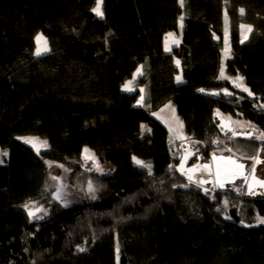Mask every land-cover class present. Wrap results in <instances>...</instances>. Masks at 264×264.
I'll return each instance as SVG.
<instances>
[{
	"label": "trees",
	"instance_id": "trees-1",
	"mask_svg": "<svg viewBox=\"0 0 264 264\" xmlns=\"http://www.w3.org/2000/svg\"><path fill=\"white\" fill-rule=\"evenodd\" d=\"M95 6L0 0V264H264V223H256L264 198L191 187L175 169L168 128L153 116L171 103L187 139L208 156L221 136L218 112L264 132V0H103V18ZM242 23L253 26L243 43ZM171 31L180 39L168 52ZM39 32L50 51L37 56ZM141 66L144 106L140 90H123ZM222 68L254 95L220 78ZM27 135L49 148L37 152L19 139ZM231 141L243 161L264 143ZM86 148L109 173L87 172ZM49 162L64 164L81 190L91 181L95 198L54 199ZM36 202L48 205L42 219L24 207Z\"/></svg>",
	"mask_w": 264,
	"mask_h": 264
},
{
	"label": "rangeland",
	"instance_id": "rangeland-1",
	"mask_svg": "<svg viewBox=\"0 0 264 264\" xmlns=\"http://www.w3.org/2000/svg\"><path fill=\"white\" fill-rule=\"evenodd\" d=\"M242 24L243 25H250L247 23H242ZM224 28L225 29L227 28L228 46L230 47V52H231L230 20H229L228 16H227V21L226 20L224 21ZM170 33L174 34V36H169ZM41 35L43 38H46L47 46L50 49L49 40L42 32H39L36 35V38H35L36 49L38 46L43 47V40L40 41L39 45L37 44V37L41 36ZM225 35H226V33H225ZM225 35H224V50L226 47L225 46ZM179 39L180 38H179L178 33L173 32V31L168 32L165 35V49H166V45H167V47H169L172 50V48L175 45H177V43H174L173 41L174 40L179 41ZM241 39H242V30H241ZM36 49H35V54H36ZM170 51H168V52H170ZM228 57H230V56H228ZM228 57H226L225 51H224V58L226 59ZM138 77L135 78L134 83H133V87L135 88V91H138L140 89L144 90V87H137L136 86V81H137ZM133 78L130 80H133ZM123 90H124V88H123ZM135 91H133V92H135ZM126 92H128V91H126ZM222 92H224V89L222 90ZM140 93H141V91H140ZM214 93H217V92H214ZM228 93H231V91L228 90ZM142 94L143 93H141V95ZM168 105H171V107H166ZM173 109H174V112H173ZM218 113H217V121H218V125H219L221 131L226 130V129L222 125H220L221 124L220 119L221 118L230 119L231 124L234 128V131H240V132L252 131L253 133H255V137L257 139H259L258 137H259L260 133H262V132L254 123H252L248 120H245L241 117H233L230 114H226V113H222V112H218ZM153 116L155 118H157L158 120H160L161 122H163L166 125V127L168 128L169 142H170L171 147L174 150L176 157H179V155H180L179 154L180 150H179L178 146H180V142L182 139L184 140V137L186 138L185 140L187 143H190L193 145L192 146L193 149L203 150L202 145L199 142H193V141L187 139V135L185 134L184 124H183L182 120L178 117V115L176 113V109L171 103H167L164 106H162L161 108H159L158 110L154 111ZM102 122H103V120L99 119V121L96 122L95 127L97 129H99L100 126L102 125ZM249 122H250L251 126L249 125ZM181 125H182V127H181ZM24 137H35V138H39L40 141H47L48 147L47 148L41 147L39 152H42V151L49 148V143H48L47 139H44V138H41V137L35 136V135L34 136L33 135L19 136V139L24 138ZM20 140L25 142L23 139H20ZM259 140H261V139H259ZM216 143L217 144H224L225 143V144H230L232 146L231 139H229V137L223 136V135H221L216 140ZM26 144H28V143H26ZM28 145L31 146L32 148H34L32 145H30V144H28ZM34 149L36 150V148H34ZM221 150H222V148H221ZM221 150H220V152H223ZM2 154H3V152L0 150V160L2 159ZM5 155L8 156V151L5 152ZM87 155L92 156V155H94V153L91 150H89ZM197 155H200V154H197ZM85 156H86V153L84 151V155H83L84 166H85V169L87 170V172L89 174L99 176V175H103L104 173L110 172V170H111L110 167L105 165V164L99 163V161L95 157V155H94V157H95L94 160L93 159H86ZM49 168H50V175H49V182H48L49 193L54 197V199H56L55 198L56 194H57V192H59L64 203H62L61 200H57V199L56 200L60 201L62 204L68 205V204L73 203L74 201H76L78 199L80 200V199H83L84 197H87V196L88 197H93V196L95 197L96 196V190L94 193H90L88 191V185L89 184L81 190L80 187H78L74 183H72L70 181V171L67 169V167L64 164L56 163V162H49ZM53 177H59L60 179H53ZM89 182H91V181H89ZM91 184L93 185L92 182H91ZM93 187H94V185H93ZM36 207H41L44 210V211L38 212L37 216L41 215V213L44 216L48 212V205L46 206L45 204H41V202H36L32 208L34 209ZM262 218H264V217H259L256 220V223H258V221Z\"/></svg>",
	"mask_w": 264,
	"mask_h": 264
},
{
	"label": "snow or ice",
	"instance_id": "snow-or-ice-1",
	"mask_svg": "<svg viewBox=\"0 0 264 264\" xmlns=\"http://www.w3.org/2000/svg\"><path fill=\"white\" fill-rule=\"evenodd\" d=\"M184 2L185 0H179V3L180 5L183 7L184 5ZM240 14L241 15H244L245 14V9L241 8L240 10ZM92 12H94L97 16L103 18L104 16V12H103V0H96V7H94L92 9ZM180 22H181V27H183V20H184V17L181 16L180 18ZM225 20L227 21V11L225 10ZM240 29L242 30V39H241V43L247 41L249 39V35L253 32V26L252 25H240L239 26ZM225 55L226 57L230 56L231 55V52H230V47L228 46V39H227V28L225 29ZM169 36H174V34H169ZM43 40V47H40L38 46L37 49H36V55L39 56V55H42L44 53H47L48 51H50V49L48 48L47 46V40L46 38H43L42 35L41 36H38L37 37V44L39 45L40 44V41ZM174 43H179L178 40H174L173 41ZM166 50L167 51H170L171 49L169 47H167L166 45ZM177 65H179V61H176ZM142 68L143 66H141L140 68L137 69L136 73L134 74V78L133 80H129L128 82L125 83V85L123 86L124 90L125 91H128V92H133L135 91V88L133 87V83H134V80L136 77L140 76L143 74L142 72ZM220 78L222 79H231L232 80V83L236 86V87H239V88H242L243 91L245 92H248V94L250 96L254 95V93L251 92V90L243 84V80L244 78L242 76L240 77H236L235 79H232L231 77H226L225 74H224V69L222 68L221 69V74H220ZM177 79V82H181L182 81V76H177L176 77ZM141 93H143V89H140ZM199 91L201 92H204L205 90L204 89H199ZM224 92L226 94H231V93H228V90L227 89H224ZM214 95H217L219 93H212ZM137 105L138 106H144L145 105V96L144 95H140V98L139 100L137 101ZM166 107H171V105H168ZM260 108H264V104H261L259 105ZM173 112H174V109H173ZM219 114V113H218ZM249 125H250V122H249ZM251 126V125H250ZM182 127V125H181ZM183 138V137H182ZM259 139L261 140H264V132L260 133ZM20 139H23L25 141V143H28L30 145H32L34 148H36L37 152L40 151V148L41 147H44V148H47L48 147V144H47V141H40L39 138H35V137H24V138H20ZM88 149H85V153H86V156L85 158L86 159H95L94 155L92 156H89L87 155L88 153ZM191 155V153H189L188 155H186L183 159L186 161L189 156ZM135 163L145 169H147L149 171V174H151V164L149 163H146L145 161H142V160H139L138 158H133ZM213 159L216 160L217 158L215 157V155L213 156ZM223 159V158H221ZM229 163L233 166L231 169H225V170H221L220 166L217 165V169H216V172H215V175L217 177V180H218V186L223 188L224 187V183L226 180L228 179H235L237 178L238 176H242L245 180V182L247 183L249 181V178H251L252 180V184H249V194L250 195H256L257 193L254 191L253 189V184L254 185H258L260 187H264V180H261L259 178H257L255 176V167L253 166L252 168V172H251V177L249 176H246L244 174V168L245 166L241 163H238L237 161L235 160H232L230 157L227 158ZM250 159H253L256 163H264V161H261L258 157H250ZM62 167V166H61ZM211 169V165H208V164H205V165H198V166H195L194 168H190V169H185L183 167V164L181 165V172L184 173L185 175L188 176V179L191 181L193 179V176L192 174L196 171H208ZM53 179H60L59 177H53ZM205 181H201L200 183H204ZM184 187H187V185H184ZM88 191L90 193H94L95 192V189L93 187V185L91 184V182H89V185H88ZM205 191H207V189H205ZM57 200H61L62 203H64V201L62 200L61 198V195L59 192H57L56 194V197H55ZM93 198H95L93 196ZM65 206H67V204H65ZM25 208L28 209V214L29 216L31 217H35L37 219H42V217H38L37 216V213L38 212H41V211H44L41 207H36V208H32L30 207L29 205H24ZM258 223H264V218L260 219L258 221ZM79 251L83 252L85 251V248L81 247L78 249ZM119 253V248H117V254ZM117 259H119V256L117 255Z\"/></svg>",
	"mask_w": 264,
	"mask_h": 264
},
{
	"label": "water",
	"instance_id": "water-1",
	"mask_svg": "<svg viewBox=\"0 0 264 264\" xmlns=\"http://www.w3.org/2000/svg\"><path fill=\"white\" fill-rule=\"evenodd\" d=\"M221 122H225L226 125H223L222 123L220 125H222L225 129L230 131V137L234 138V139H245V140H250L253 136V132H240V131H234V128L231 124V120L230 119H225V118H221L220 119ZM189 150L187 152L183 153V156L181 157V159L178 161V163L175 165V169L178 172V174L183 177L184 179H186L188 181V183L190 182H194L196 184H200V185H208L210 184L212 187H217L218 185V180L217 177L215 175L216 169H217V165L220 166L221 170H225V169H231L233 166L229 163L227 158H231L232 160L237 161L238 163H241L245 166L244 168V174L246 176H249L246 174V163L243 162L242 160L238 159L237 156L229 154V155H224V154H217V153H212L209 160L208 161H202L201 155H195V153H197V149H193L191 144L189 143L188 145ZM189 153H191V155L189 156V158L185 161L183 158L188 155ZM215 155V157L217 158L216 160L213 159V156ZM223 158V159H221ZM193 159H197L193 164H190L191 161ZM183 164V167L185 169H190V168H194L195 166L198 165H211V169L208 171H196L192 174L193 179L190 181L188 179V176L185 175L184 173L181 172L180 168L181 165ZM251 177V176H249ZM239 179H244L242 176H238L237 178L233 179H228L225 181L224 185L227 184H233L235 182H237ZM201 181H205L204 183H200ZM244 184H247L246 187V195L248 196H256V195H250L249 194V184H252V180L251 178H249V181L246 183L244 180ZM256 187V186H253ZM218 189L220 191H224L223 188H220L218 186Z\"/></svg>",
	"mask_w": 264,
	"mask_h": 264
},
{
	"label": "flooded vegetation",
	"instance_id": "flooded-vegetation-1",
	"mask_svg": "<svg viewBox=\"0 0 264 264\" xmlns=\"http://www.w3.org/2000/svg\"><path fill=\"white\" fill-rule=\"evenodd\" d=\"M220 122H221V120H220ZM221 123L223 125H226L225 122H221ZM221 135L227 136L231 140L234 139V138L230 137V131L227 129L222 130ZM254 138H256L255 133H253V136L250 140H252ZM185 139L186 138L184 137V140L182 139L180 142V146H178V148L180 150L179 151L180 155L178 157V161L183 156V153L187 152L189 150V148H188L189 143H187ZM241 140H245V139H241ZM250 140H247V141H250ZM191 146H193V145L191 144ZM221 148H222V150H221ZM220 150L223 152H220ZM212 153L224 154V155H229V154L236 155L232 146L230 144H225V143L224 144H217V149H215V151L211 152L209 154V156L206 155L204 153V151L200 150V149L198 150L197 153H195V155L200 154L202 161H208ZM253 157H258L261 161H264V143L263 142H260L257 154L254 155ZM196 160L197 159H193L190 164H193ZM243 162L246 163V174L247 175L251 176L252 168L254 166L255 167V176L261 180H264V163H256L253 159H249V160H246ZM188 184L198 191H203V192H208V193H214V192H218V191L219 192H243L245 195H246V187H247V184H244V179H239L237 182H235L233 184L224 185V187H223L224 191H220L218 189V185H217V187L214 188L210 184L205 185V186L200 185V184H196L194 182H190ZM253 186H256V187H253L254 191L257 193L256 196H248V195H246V196L264 198V187H260L258 185H254V184H253ZM205 189H207V191H205Z\"/></svg>",
	"mask_w": 264,
	"mask_h": 264
}]
</instances>
